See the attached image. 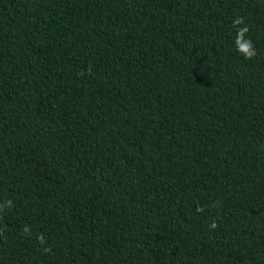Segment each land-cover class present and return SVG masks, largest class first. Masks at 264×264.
<instances>
[{
  "label": "trees",
  "instance_id": "trees-1",
  "mask_svg": "<svg viewBox=\"0 0 264 264\" xmlns=\"http://www.w3.org/2000/svg\"><path fill=\"white\" fill-rule=\"evenodd\" d=\"M8 199L0 264H264V0H0Z\"/></svg>",
  "mask_w": 264,
  "mask_h": 264
},
{
  "label": "clouds",
  "instance_id": "clouds-1",
  "mask_svg": "<svg viewBox=\"0 0 264 264\" xmlns=\"http://www.w3.org/2000/svg\"><path fill=\"white\" fill-rule=\"evenodd\" d=\"M232 24L236 30V34L234 37V45H235L236 51L238 53H240L245 59H252L257 54V52H256L255 46L253 44V41L246 36V34L249 31V28L245 24L244 18L241 16H237L232 21ZM12 206H13V201L11 199L0 202V215H2L6 209L11 208ZM196 211L197 212H203L204 207L198 205L196 208ZM217 226L218 225H217L216 220H213L209 224L210 229H215ZM22 231H23V234H25V235L31 234V228L28 225H25L23 227ZM2 234H3L2 231H0V235H2ZM37 241L41 245L46 244V240H45L43 233L37 235ZM44 251L48 252V251H50V249L45 247Z\"/></svg>",
  "mask_w": 264,
  "mask_h": 264
}]
</instances>
